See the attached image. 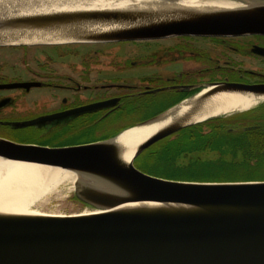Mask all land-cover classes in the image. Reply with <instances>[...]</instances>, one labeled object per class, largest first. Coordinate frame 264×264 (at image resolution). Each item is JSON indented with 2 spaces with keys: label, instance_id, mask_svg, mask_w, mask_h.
<instances>
[{
  "label": "water",
  "instance_id": "95a60500",
  "mask_svg": "<svg viewBox=\"0 0 264 264\" xmlns=\"http://www.w3.org/2000/svg\"><path fill=\"white\" fill-rule=\"evenodd\" d=\"M226 1L236 5L198 8L161 0L145 7L108 8L103 7L106 0H0V47L264 36V0ZM34 37L49 40L27 42ZM30 85L39 84L3 87ZM219 94L247 96L255 101L253 108L264 102V85L209 84L135 126L87 144L48 147L0 136V160L78 174L74 197L95 212L0 211V264H264V181H177L152 176L135 164L146 150L183 129L251 109L193 122ZM166 120L127 160L119 136Z\"/></svg>",
  "mask_w": 264,
  "mask_h": 264
},
{
  "label": "flooded vegetation",
  "instance_id": "af4514ba",
  "mask_svg": "<svg viewBox=\"0 0 264 264\" xmlns=\"http://www.w3.org/2000/svg\"><path fill=\"white\" fill-rule=\"evenodd\" d=\"M196 38H199V41H206L204 43L208 47H215L218 54L212 55V52H210L211 54L206 56L200 46H196L194 49L188 47L171 49L168 46L155 48L146 45L141 47L144 49L135 52L133 59L128 57L123 59V56H112L115 53L113 50H102L92 44L0 47V49L15 48L19 50L22 56L19 57L20 62L14 65L13 69L21 70L23 74H27L24 77L8 79L7 75L3 73L6 65H0V129H6L13 133L37 134L43 137L72 133L75 135L80 134L79 139L53 143L39 142L38 140L25 142L28 144L48 147L87 144L105 140L115 134L103 135L100 138H94L92 141H87L89 137L83 138L81 134L100 132L108 123L117 118V115L127 116L128 111L133 114L141 112L148 109L156 101L166 100L162 103L164 107L159 109L155 115L201 91L209 84L227 82L264 85L263 35L238 37L198 36ZM135 42L143 43L144 41ZM116 48L117 46H114L109 49ZM172 53H174L173 56ZM245 56H248L251 61H245ZM108 57L110 59L116 58V60L108 61ZM213 57L215 58L213 59ZM225 57L228 59H225ZM75 58H79V60L75 61ZM204 58L209 63L215 62L214 65L205 69L212 71V76L202 77L203 71L201 68L180 72L172 66L180 62L202 61ZM254 64L260 67H255ZM135 67H153L157 68V71L151 70L147 74L128 76ZM90 74L95 75L94 81L102 82V84L92 85L90 84L92 80H85ZM102 74L106 77L103 81H99L98 77L103 76ZM85 81L87 83H82ZM23 83H38L39 85H30L27 88L3 87ZM101 89L103 92H100ZM35 90L38 91L35 94L37 99H33L32 102L35 100L36 105L25 107V100ZM107 101L108 103H105ZM102 102L104 104H101ZM22 106L25 107L23 110ZM86 106L90 108L88 110L83 109ZM262 110H264V102L249 110L219 119H228L227 124L229 126L227 129L229 133L247 132L262 127L264 124V112ZM38 119L39 122L36 125H18ZM145 120L137 122L134 119L131 121L133 125L131 124L123 129L135 126ZM119 132L120 130L117 133ZM1 137L17 141L9 136ZM236 147L241 146L237 145ZM260 147L262 148V154H264V141L261 142Z\"/></svg>",
  "mask_w": 264,
  "mask_h": 264
},
{
  "label": "bare ground",
  "instance_id": "6f19581e",
  "mask_svg": "<svg viewBox=\"0 0 264 264\" xmlns=\"http://www.w3.org/2000/svg\"><path fill=\"white\" fill-rule=\"evenodd\" d=\"M103 7L130 8L145 7L160 3L161 0H106ZM179 5L198 8H225L236 5L226 0H182ZM46 37H34L28 43L47 42ZM26 42V43H27ZM255 101L239 94H219L211 97L204 106V112L193 122L204 120L209 116L227 113L237 109H249ZM187 108V103L180 106V111ZM170 120L159 124L138 126L123 132L118 142L127 148L126 159L133 157L138 144L165 126ZM78 174L72 171L55 169L34 164L0 160V211L22 214H43L65 216L60 212L42 210L54 196H61L58 187L67 181L75 184ZM95 213L84 211L79 214ZM78 215V214H70Z\"/></svg>",
  "mask_w": 264,
  "mask_h": 264
},
{
  "label": "rangeland",
  "instance_id": "374dc122",
  "mask_svg": "<svg viewBox=\"0 0 264 264\" xmlns=\"http://www.w3.org/2000/svg\"><path fill=\"white\" fill-rule=\"evenodd\" d=\"M204 42L206 41H199V38L196 37H175V38H168V39H163V40H151V41H144L143 43L140 42H121V43H109V44H92L95 47H98L99 49L102 50H113L115 53L112 55L114 57H124L133 59L135 56V52L139 51L140 49H144L141 47H144L146 45L155 47V48H163V47H171V49H174L175 47H188V48H195L196 46L202 47V50L204 51L203 53L208 56L212 52L213 54H218V51L215 47L212 46H207ZM114 46H117L116 49H109L113 48ZM54 53V52H51ZM110 53V52H107ZM174 53H172V56ZM22 54L19 52V50H16L15 48H3L0 49V65L5 64V70L3 73L7 75L8 79H15L19 78L20 76L24 77L27 76V74H23L21 70H14L13 66L17 65L20 62V58ZM206 58V57H205ZM198 60V61H186V62H180V63H175L174 69H177L178 71H186L189 69H199L201 68L202 72V77L205 76H212L210 71L205 70L206 67L212 66L215 64L214 63H209L208 60L206 59ZM215 57H213L214 59ZM225 59H228L225 57ZM79 58H75V61H78ZM107 60H116V58L110 59V57L107 58ZM245 61H251V59L247 56L244 57ZM22 65V64H21ZM264 65V64H262ZM253 66L255 67H260L257 64H254ZM264 68V66H263ZM20 69V68H19ZM157 71V68L149 67V68H133L131 72L128 74V76H133L137 74H147L150 71ZM104 74V73H103ZM102 74V75H103ZM223 75V74H220ZM105 75L98 77L99 81H103ZM93 79H95V75L90 74L88 78H85L87 81L92 80V85L94 84H102V82H96ZM82 83H87L82 82ZM111 91V90H110ZM100 92H103L101 89ZM38 93L37 90L33 91V93L28 96V98L25 100L26 106L25 107H33L35 104V100L32 102L33 99H37V96L35 95ZM36 96V97H35ZM35 97V98H34ZM166 100H161V101H156L154 104H152L148 109H145L141 112L138 113H131L128 111L127 116H123V114L117 115V118H115L111 123H108L105 128H102L100 132L96 133H85L81 134L83 138H88L87 141H92L94 138H100L103 135H113L121 129H123L126 126L133 125L132 120L135 119V121H142L147 118L153 117L156 112L159 109H162L164 105L162 104ZM36 105V104H35ZM22 106L23 108H25ZM36 109V108H35ZM29 110V109H28ZM27 110V111H28ZM264 112V110H262ZM136 122V123H137ZM135 124V122H134ZM80 134H60L58 136H49V137H43V136H38L37 134H30V133H22V132H16L13 133L9 130L6 129H0V136H9L11 138H14L17 140L16 142H33L35 140H38L39 142H47V143H53V142H62V141H67V140H73V139H79L78 136ZM107 136V137H108ZM114 136V135H113ZM112 137V136H111ZM173 140L167 141L165 143H173ZM162 142L157 143L155 146L152 148L146 150L137 160H136V165L141 168L143 171H146L150 173V175L163 178V179H174L177 180V176L170 174L165 168L161 169V167H158L156 164H164V161H160V155L157 154V151L161 148ZM163 143V144H165ZM159 156V157H158ZM181 161V160H180ZM179 161V162H180ZM164 170V171H163ZM260 171L264 172V164H262V168H260ZM74 190H75V184H73L71 181H67L64 184L60 185L58 187V192L61 193V196H54L51 198V200L48 202V205L44 207L42 210H46L49 212H60L62 214H79L84 211H93V208L87 207L85 204L81 203L79 200H77L74 197Z\"/></svg>",
  "mask_w": 264,
  "mask_h": 264
},
{
  "label": "trees",
  "instance_id": "16d2710c",
  "mask_svg": "<svg viewBox=\"0 0 264 264\" xmlns=\"http://www.w3.org/2000/svg\"><path fill=\"white\" fill-rule=\"evenodd\" d=\"M227 120H209L161 141L157 154L164 164L156 165L176 175L177 181H264V172L260 171L264 164L260 147L264 141V124L233 134L227 129ZM170 140L174 142L165 143Z\"/></svg>",
  "mask_w": 264,
  "mask_h": 264
}]
</instances>
